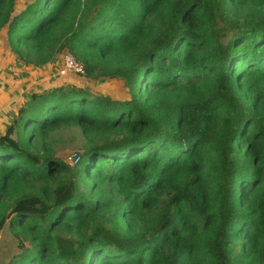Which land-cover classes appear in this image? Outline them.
Segmentation results:
<instances>
[{"label": "trees", "instance_id": "16d2710c", "mask_svg": "<svg viewBox=\"0 0 264 264\" xmlns=\"http://www.w3.org/2000/svg\"><path fill=\"white\" fill-rule=\"evenodd\" d=\"M0 0L10 51L89 79L0 131V264H264V0ZM77 125L69 165L44 138Z\"/></svg>", "mask_w": 264, "mask_h": 264}, {"label": "rangeland", "instance_id": "374dc122", "mask_svg": "<svg viewBox=\"0 0 264 264\" xmlns=\"http://www.w3.org/2000/svg\"><path fill=\"white\" fill-rule=\"evenodd\" d=\"M24 1L17 0L16 9ZM61 53L41 66L28 63L10 51L4 29L0 32V131L10 123L17 109L29 100L31 92L72 84L115 99L128 96L123 81L117 78L89 79L84 75H59L56 70L61 62ZM44 140L63 160H68L74 152H82L83 146L89 142L77 125L56 128Z\"/></svg>", "mask_w": 264, "mask_h": 264}, {"label": "built area", "instance_id": "2783aa9c", "mask_svg": "<svg viewBox=\"0 0 264 264\" xmlns=\"http://www.w3.org/2000/svg\"><path fill=\"white\" fill-rule=\"evenodd\" d=\"M61 62L56 70L61 76H70V75H83L84 68L83 65L77 61L73 55L67 51L61 53ZM79 160V152H74L70 155L68 160H65L69 165L75 164Z\"/></svg>", "mask_w": 264, "mask_h": 264}]
</instances>
